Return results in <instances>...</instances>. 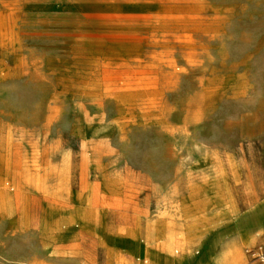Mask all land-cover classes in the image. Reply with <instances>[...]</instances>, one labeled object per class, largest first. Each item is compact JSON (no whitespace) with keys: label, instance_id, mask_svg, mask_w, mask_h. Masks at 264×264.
<instances>
[{"label":"rangeland","instance_id":"obj_1","mask_svg":"<svg viewBox=\"0 0 264 264\" xmlns=\"http://www.w3.org/2000/svg\"><path fill=\"white\" fill-rule=\"evenodd\" d=\"M0 208V264H257L264 0H0Z\"/></svg>","mask_w":264,"mask_h":264},{"label":"crops","instance_id":"obj_2","mask_svg":"<svg viewBox=\"0 0 264 264\" xmlns=\"http://www.w3.org/2000/svg\"><path fill=\"white\" fill-rule=\"evenodd\" d=\"M258 217H259V213H256L255 211H253V212L249 213L246 218H244V217L239 218L238 217L237 220H238V223H240V224H244V223L246 224L250 219L256 220ZM249 230H250L251 234L255 235V237H254L252 243L250 244V246H253L254 244H257L259 242H264V228L261 230V228L258 227V226H251V228ZM234 248L239 249V247L235 245V246L231 247V250L234 249ZM243 248L244 247H241V255L243 257V261H242L241 264H243L244 261H245V258H244L243 254H242ZM193 249L194 248H191V250H193ZM178 260H182V258L178 259ZM185 264H189V263L186 262Z\"/></svg>","mask_w":264,"mask_h":264},{"label":"built area","instance_id":"obj_3","mask_svg":"<svg viewBox=\"0 0 264 264\" xmlns=\"http://www.w3.org/2000/svg\"><path fill=\"white\" fill-rule=\"evenodd\" d=\"M253 260L257 264H264V244L258 246L255 250V253H252Z\"/></svg>","mask_w":264,"mask_h":264},{"label":"bare ground","instance_id":"obj_4","mask_svg":"<svg viewBox=\"0 0 264 264\" xmlns=\"http://www.w3.org/2000/svg\"><path fill=\"white\" fill-rule=\"evenodd\" d=\"M0 211L2 212V209L1 208H0ZM226 257H227L226 254L223 252L221 254L220 261H219L218 264H221L226 259Z\"/></svg>","mask_w":264,"mask_h":264}]
</instances>
